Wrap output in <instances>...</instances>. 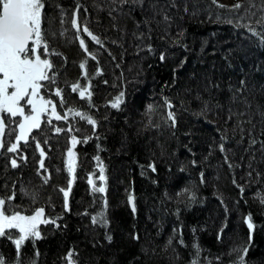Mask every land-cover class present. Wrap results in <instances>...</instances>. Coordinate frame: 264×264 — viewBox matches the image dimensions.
<instances>
[{
  "label": "trees",
  "instance_id": "1",
  "mask_svg": "<svg viewBox=\"0 0 264 264\" xmlns=\"http://www.w3.org/2000/svg\"><path fill=\"white\" fill-rule=\"evenodd\" d=\"M77 4L82 5L80 23H87L102 40L98 44L81 33L94 57L83 52L71 24ZM262 5L264 0H243L239 9L219 7L214 0H145L143 10L136 8L129 15L126 8L118 10L122 6L117 0H46L42 27L56 51L44 55L53 60L55 86L61 87L64 100L46 89L47 95L63 115L68 108L83 110L98 124L69 116L66 122L73 131L67 125V136H59L58 144L43 145L48 153L43 169L33 144L17 154L16 167L11 165L16 153H0V196L15 190L16 205L29 213L43 206L60 224L40 225L43 237L23 246L24 264L36 248L38 264H62L72 248L78 250V264H190L195 243L201 246V264H232L236 253L230 249L248 239V212L257 224L248 264H264V42L247 27L251 20L264 35V23H256L264 21ZM165 11L170 21L164 20ZM248 38L254 47H246ZM147 43L156 53L145 47ZM162 50L168 53L164 62L157 55ZM85 59L88 77L80 68ZM89 79L90 100L71 88L76 82L86 86ZM121 91L125 100L115 108L108 101ZM68 97L76 102L67 104ZM165 97L173 101L175 124L167 119ZM149 104L154 105L151 112ZM71 135L81 139L74 149L76 179L68 211L61 189L68 187L70 173L61 148L71 145ZM97 155L106 166L105 193L93 191L89 183V173L92 178L99 175ZM153 161L156 172L147 168ZM31 193L38 194L35 202ZM129 194L136 198L135 213ZM105 197L110 221L106 226L92 222L104 208ZM221 228L223 236L218 238ZM109 233L111 242L106 239ZM0 252L10 260L14 244L0 238Z\"/></svg>",
  "mask_w": 264,
  "mask_h": 264
},
{
  "label": "snow or ice",
  "instance_id": "2",
  "mask_svg": "<svg viewBox=\"0 0 264 264\" xmlns=\"http://www.w3.org/2000/svg\"><path fill=\"white\" fill-rule=\"evenodd\" d=\"M120 7L118 10L123 12L125 8L130 15L136 8L143 10L145 0H117ZM175 3V0H173ZM214 2L219 7H226L221 4V0H214ZM179 7V5H176ZM243 6V0H237L234 5H228L227 7L239 9ZM61 10L63 12L62 6ZM82 5L77 4L71 18V24L76 29V35L79 37V45L83 49V52L87 54V57H94V53L89 50V44L86 41L84 35L81 33H86L92 41L96 43H102L101 37L92 31L87 23L81 24L79 21V11ZM115 7V5L113 6ZM264 7V5H262ZM46 9V0H0V149L5 147L4 136L6 133V120H12V123L17 125L14 140H10L7 145V150L12 153H18L21 148L20 142L23 141L25 144L34 137L30 134L33 129H40L42 121L45 119L44 114L47 113V123H52V117L58 120H68L69 116L79 115L86 119L91 125L97 126V120L89 113L78 110L74 108L66 109L67 115H61L60 111H57V102L54 101L51 95H46L42 89H47L49 93L55 92L59 97L61 102H63V92L61 87L55 86L57 84V75L52 72L53 70V60L48 58L46 53L55 52L56 49L50 48L49 41L46 36V31L42 27ZM184 11H189V6L185 4ZM111 14V13H110ZM195 14V13H193ZM66 15V13H64ZM172 19L168 13L164 12V20L170 21ZM147 22V17L145 21ZM137 23H141L138 21ZM257 24H262L264 21H256ZM252 21L248 22V29L250 32L255 33L260 36V40L264 42V35H260L257 28L251 26ZM150 27V26H149ZM150 34V32H149ZM183 35V30L181 31ZM141 39L144 38L145 34L140 33ZM179 42V39H177ZM145 47L156 53V49L151 43L145 44ZM186 48L187 45L185 44ZM159 61L164 62L168 58L167 51H159L157 53ZM182 66L177 65V67ZM80 68L83 69L82 75L84 77L89 76L87 70V60H82L80 62ZM97 72L103 71V69H97ZM51 73V74H50ZM107 83V81H105ZM167 83V82H166ZM244 84V81H241ZM71 88L73 91H79L80 97L88 98L92 97V81L89 79L86 86H81L79 82L72 83ZM125 100V92L121 91L113 100H109L108 103L112 104L115 108H120L122 102ZM167 111V119L172 124H175L177 120L176 113L172 110L173 101L165 97ZM204 107L208 105V101H204ZM147 108L154 110V105L149 104ZM8 114L7 116L3 115ZM12 118H15L14 120ZM155 127V125H153ZM68 131L72 132V125L69 124ZM55 132L60 133L64 131L59 126L53 129ZM95 135V133H93ZM71 147L67 148V168L70 173V179L68 180V187L62 188L64 196V208L71 211L69 205V193L71 191V186L76 179V152L74 151L78 141L81 139L77 135H71ZM88 136L83 137V141L87 142ZM226 139V137H225ZM252 143H256L253 139ZM264 145V141H261ZM35 145L39 149L40 160L39 169L45 168L44 157L48 155L45 151L44 146H42L39 139H35ZM218 147L224 150L225 145L220 143ZM27 159V156H24ZM97 161H101L99 155L95 157ZM19 160L16 155L11 158V165L16 167ZM192 164L198 163L196 160L191 161ZM105 165L101 161L97 164L99 169V180L104 183L97 186L96 181L92 179V173H89V183L92 185L93 191H98L100 193H105L107 189V179L105 175ZM147 168L151 169L153 172L157 171L155 161L149 163ZM38 169V171H39ZM251 176V172L248 173ZM259 175V173H258ZM50 177V173L48 174ZM48 177H46L47 179ZM201 178L203 179V173H201ZM235 183V181H234ZM15 189V185H13ZM241 194L244 192V186L240 185ZM183 191L188 192V189ZM33 197V202L38 198L37 193H31ZM192 198L195 199L196 194L191 193ZM15 190L7 196H0V238H6L14 244L15 256L9 260L3 252H0V264H24L23 258V246L29 240L33 243L38 238H42L44 233L41 231V224H53L56 228H60L58 223V217H52L46 215L45 207H36L33 211L26 212L24 209L15 203ZM128 201L131 204L132 211H136V198L134 194H129ZM108 206L107 198H104V208L101 209L99 213L92 216L93 223H99L101 225H108L110 221L107 219L106 209ZM19 209V210H18ZM87 212V209H85ZM60 215H63L61 213ZM246 222L248 232V239L243 244L236 245L231 249V252H235L237 255L232 261V264H248V253L249 249L253 245L254 233L257 229V224L254 221L252 212H248L244 217ZM195 231V229H193ZM223 228L220 230V235L218 238H222ZM135 239H139V234H134ZM106 239L111 242L113 236L109 233ZM184 244L185 241L181 239L179 241ZM169 244L172 243V239L169 238ZM195 252L193 254V259L190 264H201L200 261V250L201 246L199 243L194 244ZM78 254V250L75 248L69 249L66 253V264H78V260L74 257ZM40 251L38 248L35 249V254L33 258H29L28 264H38V257ZM221 257H216L219 260Z\"/></svg>",
  "mask_w": 264,
  "mask_h": 264
},
{
  "label": "rangeland",
  "instance_id": "3",
  "mask_svg": "<svg viewBox=\"0 0 264 264\" xmlns=\"http://www.w3.org/2000/svg\"><path fill=\"white\" fill-rule=\"evenodd\" d=\"M236 2V0H221V4H223V5H229V4H232L231 2ZM45 94L47 95V92L45 91ZM143 95V94H142ZM142 97V96H141ZM247 105V104H246ZM248 107V106H247ZM60 109V108H59ZM63 116V115H62ZM44 117H45V119L42 121V124H41V130H40V132H39V135H38V137L35 135V139H39L40 141H41V144L42 145H46V144H58L57 142H58V139H59V136H61L62 137V135H59V133H58V135L59 136H55V135H53V136H51L50 137V125L49 126H47V113H45L44 114ZM55 121H57V124L59 123V121L60 120H58V119H55ZM63 122H60V124L59 125H61ZM6 124H7V136H8V139L7 140H5V147L3 148V149H1V153H2V155L3 156H8V157H10V156H12L10 153L11 152H9L8 150H7V145H8V142L10 141V140H14V136H15V134H18V133H16L15 132V129L17 128V125L16 124H14V123H12L10 120H6ZM49 124V123H48ZM45 125L47 126V129L45 128ZM33 130H35V129H33ZM44 130V132H41V131H43ZM46 130H47V132H46ZM31 134H34V131L31 133ZM21 144V143H20ZM49 146H51V145H49ZM53 147H54V145H52ZM71 145H69V146H65V147H62L61 149H62V151H63V158H65V160H64V163H65V166H67V148L68 147H70ZM66 150V151H65ZM24 156V155H23ZM35 156V155H34ZM33 157V156H32ZM51 158H53V157H51ZM76 161H77V159H76ZM77 163V162H76ZM95 178H97V180H95ZM92 179H94L95 181H96V184H97V186H99L100 185V180H99V175H95V177L94 178H92Z\"/></svg>",
  "mask_w": 264,
  "mask_h": 264
},
{
  "label": "bare ground",
  "instance_id": "4",
  "mask_svg": "<svg viewBox=\"0 0 264 264\" xmlns=\"http://www.w3.org/2000/svg\"><path fill=\"white\" fill-rule=\"evenodd\" d=\"M251 39L250 38H248L246 41H245V45H246V47H254V43L252 42V41H250ZM75 100L72 98V97H68L67 98V100H66V102H67V104H72L73 102H74ZM76 102V101H75ZM74 102V103H75ZM86 109H87V107H86ZM93 110H96V107L93 109ZM3 115H5V116H7L8 114H6V113H4ZM13 120L15 119V118H12ZM55 117H52V123L51 124H49L50 125V137L51 136H53V135H55V136H59L58 135V133L57 132H55L53 129L56 127V126H58V124H57V121H55ZM11 122H12V120H10ZM48 125V126H49ZM81 126V125H80ZM47 127V126H46ZM80 130H81V132H82V136H85L86 135V131H85V128H84V126H82V127H80ZM65 136H67V135H65ZM67 139V138H66ZM6 143V142H5ZM84 148V147H83ZM129 205L131 206V204H130V202H129ZM137 209V208H136ZM135 212H137V211H135ZM206 231H208V230H206ZM226 232V231H225ZM224 232V233H225ZM226 242H228L227 241V239H226V237H225V242H223L222 243V246H224V247H226ZM232 249V248H231ZM231 249H230V251H229V253L231 252ZM67 253V252H66ZM66 253H65V256L63 257V261H62V264H66ZM237 255V254H236ZM223 256V255H222ZM14 257V256H13ZM217 257V256H216ZM216 257H215V259H216ZM221 258H224V257H221ZM12 259V258H11ZM10 259V260H11Z\"/></svg>",
  "mask_w": 264,
  "mask_h": 264
},
{
  "label": "flooded vegetation",
  "instance_id": "5",
  "mask_svg": "<svg viewBox=\"0 0 264 264\" xmlns=\"http://www.w3.org/2000/svg\"><path fill=\"white\" fill-rule=\"evenodd\" d=\"M42 91L45 92L46 89H42ZM48 125H49V124H47V126H48ZM66 126H67L66 123H62L61 125H59V127H61L62 129H64V127H66ZM45 128L47 129L46 125H45ZM6 134H7V128H6V133H5V135H6ZM59 135H62V136L66 135V134H65V130L62 131V132H60ZM4 137H5V136H4Z\"/></svg>",
  "mask_w": 264,
  "mask_h": 264
}]
</instances>
